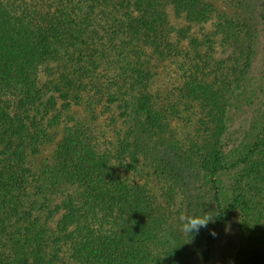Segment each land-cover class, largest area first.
Returning <instances> with one entry per match:
<instances>
[{
    "label": "trees",
    "instance_id": "16d2710c",
    "mask_svg": "<svg viewBox=\"0 0 264 264\" xmlns=\"http://www.w3.org/2000/svg\"><path fill=\"white\" fill-rule=\"evenodd\" d=\"M215 1L233 14L210 0H0V264H57L65 249L77 264H214L234 215L242 246L232 264H264V110L237 145L225 142L237 101L264 93L253 75L264 0ZM167 5L191 24L219 20L208 51L171 26ZM171 59L184 60L183 96L214 126L194 156L216 236L174 228L148 191L112 170L113 150L87 123L64 130L48 184L29 166L61 115L85 106L92 120L110 116L116 154L135 171L149 139L168 130L154 83Z\"/></svg>",
    "mask_w": 264,
    "mask_h": 264
},
{
    "label": "rangeland",
    "instance_id": "374dc122",
    "mask_svg": "<svg viewBox=\"0 0 264 264\" xmlns=\"http://www.w3.org/2000/svg\"><path fill=\"white\" fill-rule=\"evenodd\" d=\"M216 5L220 12L233 14L234 10L222 1L210 0ZM166 11L172 27L177 30H188V35L199 40L201 46L199 51H208V39L215 37L217 18L208 23L191 24L184 18L175 14L174 8L167 5ZM217 53L226 58L231 49L224 54L225 47L217 41ZM218 56V58H219ZM196 57V56H195ZM182 59H171L158 71L154 83L155 92L160 95L165 108V122L168 126L167 133L162 139L153 136L149 139L146 155L141 158L140 163L133 172L124 170L121 159L115 150V139L112 134L113 127L110 125V116L98 114L95 120L85 106L73 107L69 112L61 115V123L57 127L49 129L50 140L42 144L37 154L32 156L29 166L34 173L46 184L48 181V166L52 163L55 146L60 141L64 130L76 122H84L90 125L101 144L113 150L112 170L121 174L129 182L136 184L149 192L156 206L162 207L170 216V223L174 228L181 229V215H203L210 212L214 217L217 211L212 201V194L208 184L202 180L195 169V151L200 142L212 134L213 125H203V115L198 106L188 102L183 96L185 83L188 81L189 73L181 68ZM198 60H195L197 62ZM255 82L254 86L264 87V40L258 48L257 59L254 64ZM202 72L195 69V80L202 78ZM213 80V76L209 81ZM253 86V87H254ZM254 89V88H253ZM254 89V90H256ZM261 94L260 92H258ZM250 98V99H249ZM264 110V93L258 99L249 89L228 115L227 133L225 142L229 147L237 145L248 131L251 122ZM208 130V132H207ZM210 130V131H209ZM73 192V189H67ZM237 216L224 224L213 247L214 264H232L242 240L238 232ZM213 223H209L205 233L210 235ZM196 261V260H195ZM57 264H77L68 250H64Z\"/></svg>",
    "mask_w": 264,
    "mask_h": 264
},
{
    "label": "clouds",
    "instance_id": "9594fccd",
    "mask_svg": "<svg viewBox=\"0 0 264 264\" xmlns=\"http://www.w3.org/2000/svg\"><path fill=\"white\" fill-rule=\"evenodd\" d=\"M216 218L210 212H205L203 215H181L179 218L182 221L181 231L194 236V234L199 233L201 228H206L209 223H215ZM211 234L217 235L214 230Z\"/></svg>",
    "mask_w": 264,
    "mask_h": 264
}]
</instances>
